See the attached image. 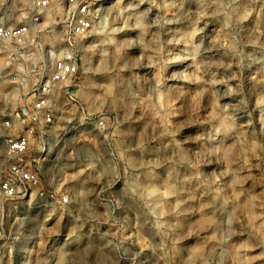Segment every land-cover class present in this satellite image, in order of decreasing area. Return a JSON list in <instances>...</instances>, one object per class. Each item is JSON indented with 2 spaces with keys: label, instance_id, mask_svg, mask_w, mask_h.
Masks as SVG:
<instances>
[{
  "label": "clouds",
  "instance_id": "obj_1",
  "mask_svg": "<svg viewBox=\"0 0 264 264\" xmlns=\"http://www.w3.org/2000/svg\"><path fill=\"white\" fill-rule=\"evenodd\" d=\"M92 2L0 0V264L264 260V0Z\"/></svg>",
  "mask_w": 264,
  "mask_h": 264
},
{
  "label": "built area",
  "instance_id": "obj_2",
  "mask_svg": "<svg viewBox=\"0 0 264 264\" xmlns=\"http://www.w3.org/2000/svg\"><path fill=\"white\" fill-rule=\"evenodd\" d=\"M108 0H102L103 3H107ZM90 3H92V7H96V3L92 2V0H89ZM81 57H77L74 61V64L72 65L73 71L71 72L70 75H68L65 85H69L72 83H75L76 80L78 79L80 75V70H81ZM65 72H68V68H65ZM35 99L33 101H30L31 104L39 103L41 99V94L40 92H36L35 94ZM20 112L21 118L22 119H27V117H24L23 111L20 109L18 110ZM35 128V136L39 137L40 131L39 128L36 127V123L34 121H30L28 125L25 126V131L28 130V128ZM23 138V135H21V139ZM14 167L19 168V169H25V170H31L32 175L35 177V180L33 182V185H26L27 186H21V195L18 199H28V195H25V193H28L31 195V193L34 191L35 192V199L41 200V194H43L44 197L49 196L52 193V189L49 187L47 184L46 180L44 179L43 175H41V172L39 170V159L33 155V151L22 156L18 161L14 162ZM6 176L0 180V185H3L5 183H8L12 178H13V173L11 171H6ZM16 183L19 185V180L16 181Z\"/></svg>",
  "mask_w": 264,
  "mask_h": 264
},
{
  "label": "rangeland",
  "instance_id": "obj_3",
  "mask_svg": "<svg viewBox=\"0 0 264 264\" xmlns=\"http://www.w3.org/2000/svg\"><path fill=\"white\" fill-rule=\"evenodd\" d=\"M114 2V0H108L106 4L108 3H112ZM125 2H127V0H125ZM130 35H136V33H131ZM171 47V46H170ZM178 47V46H177ZM81 63H82V66H81V70H80V75L78 77V79L76 80L75 83H72V84H67L65 85L67 91L69 93H72V94H75L79 91H81L82 89H84L87 85V81H86V78H85V72H86V63H85V59L83 57H81ZM191 64V61H183V62H180V63H176V64H173V65H169V71H177V72H180L182 70H191L189 65ZM235 83V82H233ZM175 87H178V88H182V89H185L186 91L190 88L189 85L185 84V83H177L175 85ZM244 90H245V94H247V91H248V84H247V81H245V86H244ZM178 106H179V102H178ZM20 110V109H17V111ZM33 155L35 157H37V159L40 160L41 158V153L37 152V151H33ZM6 171L0 173V180L3 179L5 176H6ZM44 179L46 180L47 184L49 185V178H46L45 176H43ZM26 199H16L15 201H12V203H15L17 205H20L21 207L19 208V211H24V208H23V205L25 203ZM39 200L37 199H34L33 201V205H34V208H35V211H39ZM67 218V215L65 214L64 217L61 218L60 221L56 222L55 225H53L51 222H50V227H53L54 228V234L51 235L49 237V242H51L52 240H55L57 238H60L63 236V231H64V223H65V220ZM53 220H55V217H53ZM9 219H8V214H7V205H5V215H4V228H5V231H9ZM5 243V241H0V244H3ZM9 255H11L12 257V264H16L17 260L19 259L18 255H17V252L15 249H11L9 250L8 252ZM256 264H264V260H259L256 262Z\"/></svg>",
  "mask_w": 264,
  "mask_h": 264
}]
</instances>
